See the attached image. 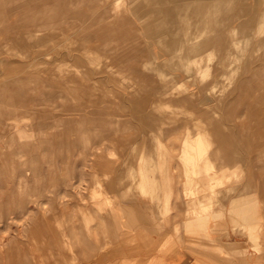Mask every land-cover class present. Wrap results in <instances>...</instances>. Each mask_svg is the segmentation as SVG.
I'll return each instance as SVG.
<instances>
[{
    "label": "rangeland",
    "instance_id": "obj_1",
    "mask_svg": "<svg viewBox=\"0 0 264 264\" xmlns=\"http://www.w3.org/2000/svg\"><path fill=\"white\" fill-rule=\"evenodd\" d=\"M163 1L0 0V264H264V0ZM177 7L190 21L174 60L191 64L165 69L182 76L169 96L142 68L152 77L140 93L118 66L134 48L163 64L164 9ZM121 18L135 39L109 37ZM184 94L197 107L176 106ZM130 95L157 127H141ZM84 109L120 131L72 132ZM197 110L195 125L213 118V149L231 141V165L206 166L208 148L198 164L183 157L200 127L175 128Z\"/></svg>",
    "mask_w": 264,
    "mask_h": 264
},
{
    "label": "crops",
    "instance_id": "obj_2",
    "mask_svg": "<svg viewBox=\"0 0 264 264\" xmlns=\"http://www.w3.org/2000/svg\"><path fill=\"white\" fill-rule=\"evenodd\" d=\"M44 0H33V5H42L45 4V2H43ZM73 2V1H72ZM89 4V1L87 2H76L73 4ZM99 3V2H98ZM97 3V4H98ZM165 2L163 0H161L160 4H164ZM24 4H29V3H24ZM188 5V4H187ZM187 5L185 4L186 8ZM201 4H199L200 6ZM125 5L120 7V10L122 9L123 12H126L127 8H124ZM196 8V6H195ZM206 10L207 7L205 8ZM165 14L167 16V18L165 19V24L163 29H165V34L166 36H168L169 40L165 41L164 43V50L161 53V58H163L162 60L166 59L165 61H163V64L159 65L157 62H155L154 60H152V62L150 60H145V62L141 63V59L142 57L139 55L141 54V50L139 48H134L132 53L135 54V58L137 60L135 61H127V62H122L120 64V66L122 69H126L130 72V78L133 79V82L135 83V86H137V91L139 90L140 93L144 90L143 86L145 84L151 83L150 82V76L152 77V75L148 76L147 73L143 72L142 68H144L145 70L151 71L153 73V71L157 72L161 81H162V89L164 90L163 93H161L160 95H167L169 96V93L167 91V88H169V86H173L172 84H169V77L172 76L171 78H173L174 81H176L178 83V85H180V80L178 78H182V76L179 75V77H176L173 74L170 73H165V69H173V68H177L179 70H181L182 73L183 69L186 70L187 67L186 65L191 64V62H182L179 60H174L175 58H179V56L183 55L186 50V45H185V27L186 24L187 26H189V21H190V17L189 15L183 10V8L181 7H177V8H165ZM198 9H196L197 12ZM184 11V12H183ZM199 13H196L197 18L198 15L200 17V19H203V21H205L206 18L210 17V12L207 14H204V12L201 13V10H198ZM116 15H118L117 13H115ZM120 19V18H119ZM77 22H89L90 20L88 19V17H85L84 15H78L77 18L75 19ZM98 21L101 20H105L101 19V17H98L97 19ZM42 21V19H41ZM132 26V23H130L127 19L125 18H121L120 23L116 24V26L113 29L112 33H109V37H111L113 40L114 38H123V40L125 38H128L129 40L131 39H135V36L132 34H129L127 32V29H129ZM203 29H205V34L207 33V29H209V33L211 32V27L207 24H203ZM111 28V27H110ZM122 28V32H120L119 34L117 33V29L121 30ZM99 29H101L102 31L105 32L106 34V29L105 27L100 26ZM174 32H178V37L179 35L181 36L180 38L176 37L173 39V34ZM104 34V36H105ZM108 37V38H109ZM86 38V37H85ZM139 56H136V55ZM139 58V60H138ZM152 58V56L150 57ZM68 63V62H67ZM117 67V66H115ZM262 75V74H261ZM264 79V75L261 76ZM103 82V81H102ZM102 82L101 81H97L95 84H97L98 86H102ZM144 84V85H143ZM90 85V84H89ZM138 85H139V89H138ZM146 88V87H145ZM67 92H70L67 91ZM131 98V102L133 103V111H134V116L137 118L139 124L141 125V127L144 130L147 129H153L155 127H157L158 125V121L156 120V118L154 117V114L149 112V105L150 103L143 99V102L145 103L147 110H141L138 108L139 106V102L134 100V97L132 95H130ZM129 98V99H130ZM145 98V97H144ZM180 99V100H179ZM182 99V100H181ZM185 99V100H184ZM187 99V101H186ZM160 101V99H158ZM174 100V99H173ZM157 100H154L152 103V106L154 105H158ZM174 102L176 103L175 105L178 106L180 109H188L189 107H197L196 103L194 101V98H192L191 96H188L187 94H184L182 97L177 98L176 100H174ZM142 103V102H141ZM185 103V104H184ZM182 104V105H180ZM195 104V105H194ZM185 105H187V108L185 107ZM195 106V107H194ZM90 111V113L92 114L91 117L87 116L86 113ZM159 111V110H156ZM155 111V113H156ZM81 112L85 113V115L81 116V120L77 121V122H72V129H70L72 132H75L76 128L74 127V125H76L78 123V125L80 124L81 128L77 129V133L78 134H83L87 131H91V133H93L92 127L94 126H98L101 128V133L103 134V137L105 136H110L111 133H116L119 132V126H122V122L118 121V123L114 120L110 121L106 118V111H101V110H95V109H84L81 110ZM195 114H198V118L196 121H194L193 123L188 122L185 125H183V123H180V125L182 126H177L176 129H182L183 131H185V133L188 134V137L190 138V134L192 135V131H191V126L195 123L198 122V120L203 119L202 118V112L201 110H197L195 112ZM205 122L207 123V125H195V126H199L200 128H198V131L195 136H194V140H195V144L194 145H189L188 144V140H186L185 142V146L183 147L182 150V155L183 157L189 158L190 160H193V163H197L198 164V158H196V154L198 151L202 150V149H206L208 148V152H209V160H205V162H203L204 164H206V166H211L213 168V164L214 163H219L218 165L221 166H228L231 165V156L229 154V149L232 146V143L230 140H223V138L219 137L217 139V146H214L215 148L213 149V136L211 137V134L213 135V118L210 116H207L204 118ZM144 120V121H143ZM61 122V120H59L57 123ZM124 124V123H123ZM209 126V127H208ZM208 127V128H207ZM207 128V129H206ZM110 133L107 135V133ZM80 141V140H79ZM47 143V141H42L40 144V147L45 146V144ZM193 150H196L195 152ZM195 153V155H194ZM98 154V153H96ZM150 160V159H149ZM150 187H151V191L153 194H157L158 191V187L159 184L157 181L155 180H150ZM247 189H250V185L247 184L246 188L244 189V191H246Z\"/></svg>",
    "mask_w": 264,
    "mask_h": 264
},
{
    "label": "bare ground",
    "instance_id": "obj_3",
    "mask_svg": "<svg viewBox=\"0 0 264 264\" xmlns=\"http://www.w3.org/2000/svg\"><path fill=\"white\" fill-rule=\"evenodd\" d=\"M54 2V1H53ZM42 6H43V4H42ZM57 6V5H56ZM40 8H42V7H39V9ZM53 8V7H52ZM58 11V10H57ZM56 12V11H55ZM104 17V16H103ZM122 29V28H121ZM118 30V29H117ZM112 33V32H111ZM6 88H8L7 86H6ZM0 92H1V90H0ZM3 96V95H2ZM4 97V96H3ZM180 100V99H179ZM182 100V99H181ZM185 100V99H184ZM186 101H187V99H186ZM185 104V103H184ZM180 105H182V104H180ZM195 105V104H194ZM185 107H187V105H185ZM195 107V106H194ZM144 121V120H143Z\"/></svg>",
    "mask_w": 264,
    "mask_h": 264
}]
</instances>
